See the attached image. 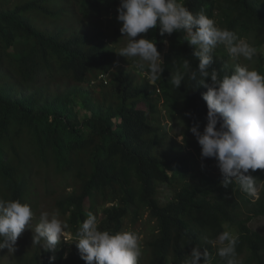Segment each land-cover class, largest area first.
<instances>
[{"label":"trees","instance_id":"obj_1","mask_svg":"<svg viewBox=\"0 0 264 264\" xmlns=\"http://www.w3.org/2000/svg\"><path fill=\"white\" fill-rule=\"evenodd\" d=\"M180 2L194 14L203 9L238 37L253 35L256 48L264 46V0ZM119 4L0 0V199L28 203L36 212L51 198L49 212H59L71 237L69 246L62 238L55 251L31 244L8 264H86L74 242L87 213L97 216L100 230L114 233L125 230L131 208L134 224L145 215L154 223L146 264H182L195 245L209 250L212 264H224L208 241L225 230L238 237L243 264H264V235L251 228L264 218V169L249 170L258 198L235 181L224 188L222 174L196 170L190 129L198 124L203 132L207 124V89L187 77L180 89L169 83L185 59L198 68L195 46L183 31L161 36L154 28L152 39L165 61L154 82L161 94L145 77L136 83L110 49L125 39ZM96 18L106 28L95 26ZM226 51L217 45L213 53L211 68L221 78L234 71ZM255 69L264 74L262 57ZM161 100L171 119L187 121L183 144L167 143L156 105ZM166 185L173 194L163 203L160 188Z\"/></svg>","mask_w":264,"mask_h":264},{"label":"clouds","instance_id":"obj_2","mask_svg":"<svg viewBox=\"0 0 264 264\" xmlns=\"http://www.w3.org/2000/svg\"><path fill=\"white\" fill-rule=\"evenodd\" d=\"M117 12V20L122 22L120 32L127 38L117 53L127 59L137 58V70L153 84L164 73L165 61L155 39L135 38L157 27L161 36L181 31L187 34V42L196 49L193 55L199 60L198 68L192 70L191 61L185 59L182 67L171 71L169 83L180 89L187 77L207 89L202 93L208 107L207 124L203 132L198 124L190 129L201 147V159L216 160L224 188L235 181L241 191L258 198L257 178L249 170L264 169V74L237 63L230 75L221 78L211 68L217 45H224L231 57L246 61L254 59L256 47L234 31L219 27L203 9L194 14L180 0H120ZM102 76L100 81L107 85L108 76ZM157 92L161 94L159 87ZM33 215L28 203L0 199V250L15 252L26 227L33 231V244L45 251H55L62 238L67 241L69 225L60 219L58 211H42L34 229L30 224ZM140 241L131 230H100L97 216L89 212L75 233L74 243L86 264H139L143 254ZM237 241L236 235L225 230L208 243L224 264H243L236 252ZM51 259L54 261L55 256ZM201 260L212 264L209 250L195 245L182 264H201Z\"/></svg>","mask_w":264,"mask_h":264},{"label":"rangeland","instance_id":"obj_3","mask_svg":"<svg viewBox=\"0 0 264 264\" xmlns=\"http://www.w3.org/2000/svg\"><path fill=\"white\" fill-rule=\"evenodd\" d=\"M104 23V24H103ZM95 26H100L101 24H103V28H106V22H102L99 18L94 19V23ZM152 33H153V29H150L148 33H143L141 35H139L138 37H136L135 39H139L140 36H145L148 39H152ZM244 39L247 40V42L249 44H251L252 46L255 47V38L253 37V35L251 36H247ZM127 43V38L125 37V39L115 45H111L110 44V40H108V44L111 45L110 49L115 51L116 56H117V60L119 62V65L124 68L129 75L131 74V76L134 78V81L136 83H142L144 77L147 79V77L139 72L135 66L136 64V59L137 58H125L123 56L118 55V51L120 48L124 47ZM257 49V54L254 57V59L252 61H246L243 60V58L240 59H236L233 58V69L235 68V65L237 63H243V64H247L250 68H256L258 61L260 60V58L262 57L264 59V46L261 48H256ZM226 53H228L226 51ZM221 56L219 54L216 55V59L218 61H220ZM148 80V79H147ZM155 87L158 89L156 84L151 83V88L152 91H155ZM157 104V111L159 114V119L160 122L163 126L166 127V131L167 134L170 136L169 140H167V143L169 145H172V140H174V142L176 144H183L182 143V132L184 131V128L187 124V121L184 120V122H182L181 117L180 116H176L174 119H171V114L168 112L166 106L164 105V103L162 102V100ZM149 105L147 104H141L140 108H144L146 109ZM177 115V114H176ZM175 147L177 145H174ZM192 154H194V164L196 167V170L198 172H203V173H210V174H215L217 176H219L221 174L219 168L217 167V163L215 162V160L213 158H205V159H201V147L198 144L197 139L194 141V148L189 150ZM208 162H210V164H208ZM203 165V166H202ZM173 194V191L170 189L169 186H164L160 188V199L162 200L163 203H165ZM44 203L41 204L39 206V211L33 212V218L30 221L31 227L34 229L35 226L37 225V223L39 222V217L42 211H50V207H53V203L54 200H52L51 198L48 200L43 199ZM110 206H107L106 208H109ZM134 212L135 209L131 208L130 211V217L128 218V220L126 221V227L125 230H131L135 233H137L140 238H141V246H142V256L139 260V264H146L147 262V258H148V254L146 252V242L151 239L152 234H153V228H154V223H149L148 222V218L147 215H145L144 217H141L136 224H134L132 222V218L134 217ZM100 218H102V216H100ZM251 228L254 231L260 232L261 234L264 235V218H259L257 220H255L254 222L251 223ZM62 240V239H61ZM64 240V239H63ZM71 237L69 235H67V241L64 240V243H68V246L70 245V241ZM33 244V231L30 228L25 229V231L20 235V237L17 240V243L15 245V252H9L8 249H3L0 250V264H8V263H13L16 261V257L22 253L25 252L26 248L29 247V245Z\"/></svg>","mask_w":264,"mask_h":264},{"label":"built area","instance_id":"obj_4","mask_svg":"<svg viewBox=\"0 0 264 264\" xmlns=\"http://www.w3.org/2000/svg\"><path fill=\"white\" fill-rule=\"evenodd\" d=\"M100 79H104V76H102Z\"/></svg>","mask_w":264,"mask_h":264}]
</instances>
